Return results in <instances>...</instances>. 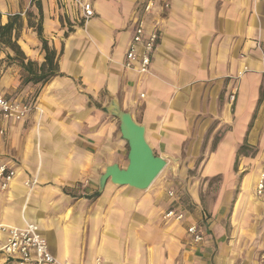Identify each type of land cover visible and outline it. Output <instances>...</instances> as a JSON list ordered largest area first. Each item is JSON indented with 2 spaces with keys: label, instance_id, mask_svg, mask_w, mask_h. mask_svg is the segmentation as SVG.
Returning <instances> with one entry per match:
<instances>
[{
  "label": "crops",
  "instance_id": "crops-1",
  "mask_svg": "<svg viewBox=\"0 0 264 264\" xmlns=\"http://www.w3.org/2000/svg\"><path fill=\"white\" fill-rule=\"evenodd\" d=\"M6 1L0 21L22 17L23 56L0 43V95L35 109L19 122L0 117V164L15 171L0 221L35 222L62 264H264V0H152L148 11V0H88L86 22L72 0H24L22 11ZM36 2L58 71L44 84L25 83L20 62L35 72L44 62ZM138 21L159 31L147 74L122 65ZM111 98L145 127L170 175L223 182L203 195L169 176L146 190L107 180L98 191L107 165L127 164ZM168 190L181 196L182 222L163 218Z\"/></svg>",
  "mask_w": 264,
  "mask_h": 264
},
{
  "label": "built area",
  "instance_id": "built-area-1",
  "mask_svg": "<svg viewBox=\"0 0 264 264\" xmlns=\"http://www.w3.org/2000/svg\"><path fill=\"white\" fill-rule=\"evenodd\" d=\"M77 5L83 22L88 21L94 15V8L88 0H72ZM152 5L148 0L144 8L146 11ZM159 31L146 28L143 21L136 23L134 34L125 51L123 67L135 70L139 74H147L150 69L151 56L157 44ZM262 77L264 81V54L261 58ZM232 97V96H231ZM35 109L34 100L12 99L0 95V117L3 120L22 121ZM4 135V129L0 127V140ZM15 171L6 164H0V191L7 190L12 182ZM264 188V174L260 176L257 184L258 192ZM167 194L174 199V204L163 214L166 220L182 222L185 220V210L179 193L168 190ZM186 231L191 235L194 243L203 240L201 226L191 224ZM0 263L1 264H62L59 263L49 250L48 243L40 231L39 226L32 221H26L23 226H16L0 221ZM66 264V263H63ZM72 264V263H71ZM97 264H100L97 261Z\"/></svg>",
  "mask_w": 264,
  "mask_h": 264
},
{
  "label": "water",
  "instance_id": "water-1",
  "mask_svg": "<svg viewBox=\"0 0 264 264\" xmlns=\"http://www.w3.org/2000/svg\"><path fill=\"white\" fill-rule=\"evenodd\" d=\"M106 110L119 120V131L128 146L127 164L107 165L98 178V191H102L107 180L119 186L146 190L165 168L166 160L155 154L146 140L145 127L137 123L132 115L122 110L115 98L109 100Z\"/></svg>",
  "mask_w": 264,
  "mask_h": 264
},
{
  "label": "trees",
  "instance_id": "trees-1",
  "mask_svg": "<svg viewBox=\"0 0 264 264\" xmlns=\"http://www.w3.org/2000/svg\"><path fill=\"white\" fill-rule=\"evenodd\" d=\"M36 7L39 11V19L37 24L34 25V29L38 38L42 43V50L44 51V62L39 67V72H35L32 68L34 65L33 62L28 61L24 64L23 60L20 61L26 70L28 71V76L25 78L24 82H33V83H46L53 76L58 75L57 63H56V53L54 49H51L46 40L42 36V26H41V6L39 2H36ZM1 18V14H0ZM22 25L21 16L19 14H14L8 18V21L5 24H1L0 21V43L12 49L19 56H23L20 51L15 39L17 37L16 30L19 29ZM14 34V36H13ZM23 58V57H22Z\"/></svg>",
  "mask_w": 264,
  "mask_h": 264
},
{
  "label": "rangeland",
  "instance_id": "rangeland-1",
  "mask_svg": "<svg viewBox=\"0 0 264 264\" xmlns=\"http://www.w3.org/2000/svg\"><path fill=\"white\" fill-rule=\"evenodd\" d=\"M12 1H14V0H7L6 1L7 2L6 5L8 8H9V4H11ZM18 2H19L20 10L22 11L23 6H24V0H18ZM9 12H11L10 9H9ZM25 14L26 15L29 14V11L27 10ZM21 19H22V17H21ZM32 22H33V20H32ZM9 97H14V94L10 95ZM200 161L201 160L198 159L197 163H199ZM168 176L171 178V181H172L171 185H173L174 187L180 186V188H181V186L186 185V184L191 185V186L196 187L202 195L204 193H209V191H214L216 189V187L218 186V184L223 182L222 176H217V177L210 178V179L202 178L201 175L199 173L198 174L195 173L194 170H190L187 175H177V174L170 175L169 171H168V167L165 166V168L160 172V174L153 181V183H156V182H158V181H160V180H162ZM241 177H242L241 174H238L236 177V180L240 182ZM204 184H207V188H205Z\"/></svg>",
  "mask_w": 264,
  "mask_h": 264
}]
</instances>
